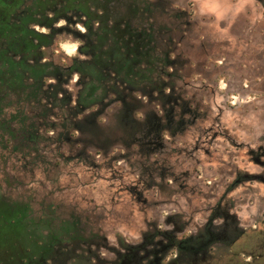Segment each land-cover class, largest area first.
Listing matches in <instances>:
<instances>
[{"label":"rangeland","instance_id":"1","mask_svg":"<svg viewBox=\"0 0 264 264\" xmlns=\"http://www.w3.org/2000/svg\"><path fill=\"white\" fill-rule=\"evenodd\" d=\"M143 1L113 8L136 35L127 70L97 59L88 84L69 69L107 44L59 22L41 88L0 101V212L27 238L0 257L264 264V0Z\"/></svg>","mask_w":264,"mask_h":264},{"label":"trees","instance_id":"2","mask_svg":"<svg viewBox=\"0 0 264 264\" xmlns=\"http://www.w3.org/2000/svg\"><path fill=\"white\" fill-rule=\"evenodd\" d=\"M121 3L134 17H143V0H0V101L13 91L21 92L29 80L33 87L41 88L46 79L44 73L51 65L40 62V51L53 43L55 26L60 21L72 23L75 20L94 37L93 45L107 44L98 56L76 60L69 69L80 77L89 78L88 84L98 79L97 59L112 61L120 73L127 70L130 58L125 50L131 49L136 35L126 24L127 17L113 16V8ZM35 28L46 29L48 33ZM7 214L0 212L2 248L11 240L23 243L27 239L24 228L17 226ZM21 249L18 260L29 259L25 248ZM13 259V254L6 250L0 264H20Z\"/></svg>","mask_w":264,"mask_h":264},{"label":"flooded vegetation","instance_id":"3","mask_svg":"<svg viewBox=\"0 0 264 264\" xmlns=\"http://www.w3.org/2000/svg\"><path fill=\"white\" fill-rule=\"evenodd\" d=\"M13 222L17 223L16 224L17 226H20V223H18L17 220L13 219ZM204 238H206V237L202 235L200 237V240L202 241V240H204ZM173 242H174V240H172V243ZM196 242L198 243V241H192V240L177 242V243H175V245H176L175 249L177 250V252H179V250H180L181 251L180 254H183V255H185V253H188V252L193 254L194 252H193V246L192 245L194 243H196ZM206 249H208V247L205 248V250L202 251V253H201L202 256L201 257L204 256L203 254L205 253L204 251H206ZM199 250H200V248H198V251ZM178 257H179L178 253L173 255L174 262L178 259ZM182 259H184V257H182Z\"/></svg>","mask_w":264,"mask_h":264},{"label":"clouds","instance_id":"4","mask_svg":"<svg viewBox=\"0 0 264 264\" xmlns=\"http://www.w3.org/2000/svg\"><path fill=\"white\" fill-rule=\"evenodd\" d=\"M60 23L61 24H63L64 23V21H60ZM81 31H84V29L83 28H81L80 29ZM68 53H71V54H74L75 53V51H76V45H75V47L74 48H68Z\"/></svg>","mask_w":264,"mask_h":264},{"label":"snow or ice","instance_id":"5","mask_svg":"<svg viewBox=\"0 0 264 264\" xmlns=\"http://www.w3.org/2000/svg\"><path fill=\"white\" fill-rule=\"evenodd\" d=\"M62 47H65L66 50H68V48H74L75 45H71V46H67V45H62ZM69 55H71V53H69Z\"/></svg>","mask_w":264,"mask_h":264}]
</instances>
